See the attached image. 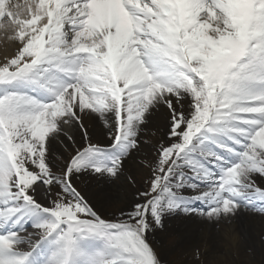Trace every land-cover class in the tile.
<instances>
[{"label":"snow or ice","instance_id":"1","mask_svg":"<svg viewBox=\"0 0 264 264\" xmlns=\"http://www.w3.org/2000/svg\"><path fill=\"white\" fill-rule=\"evenodd\" d=\"M6 25L19 48L0 64V264H31L42 242L43 264H78L91 236L105 247L88 264H163L150 235L166 215L264 212V0H0ZM156 117L143 202L103 218L76 179H115ZM28 218L35 232L3 231Z\"/></svg>","mask_w":264,"mask_h":264},{"label":"rangeland","instance_id":"2","mask_svg":"<svg viewBox=\"0 0 264 264\" xmlns=\"http://www.w3.org/2000/svg\"><path fill=\"white\" fill-rule=\"evenodd\" d=\"M7 28H0V41L11 35L6 32ZM0 42V43H1ZM2 47V45H0ZM1 57V56H0ZM166 116V115H165ZM161 118V117H160ZM155 118V124L150 123L149 129L144 133V143L141 144V150L138 155L133 154L125 163L126 175L112 179L118 188L117 182L123 183V188H120L121 196L114 200H110L104 206L96 205V194L100 185L97 184L99 177H94V182L89 183L82 177L76 179V184L82 193L86 194L89 203L92 204L95 210L102 215L103 218L117 220L123 218L121 212H125L128 208L132 210V206L143 202L141 194L148 189L151 171L149 162H155L157 159L156 148L162 140L161 120ZM154 122V121H153ZM166 130V128H165ZM95 140V139H94ZM160 140V141H159ZM98 142V139H96ZM108 142V140H107ZM59 158V157H57ZM135 161V165L129 168L131 161ZM90 179V178H89ZM127 198V199H126ZM128 199H136L134 204H128ZM96 203V204H95ZM102 208V209H100ZM128 212V211H127ZM226 219L222 217V222ZM225 223V222H224ZM167 224V225H166ZM169 222L164 224L163 229H157L151 233L152 240L157 251L160 254V259L163 264H264V227H250L245 234L240 235V240L237 243L232 242L226 234L227 230L220 231L221 226L215 227L217 235L212 231L210 238H204L197 234V237L189 245H179L176 242V235L170 233L168 229ZM224 225V224H223ZM225 226V225H224ZM243 235L246 239H243ZM96 241H104L101 237L92 236ZM81 241H84L82 239Z\"/></svg>","mask_w":264,"mask_h":264},{"label":"bare ground","instance_id":"3","mask_svg":"<svg viewBox=\"0 0 264 264\" xmlns=\"http://www.w3.org/2000/svg\"><path fill=\"white\" fill-rule=\"evenodd\" d=\"M21 2L22 0H19L18 3L22 5ZM8 31L9 30H7L6 32ZM8 33L11 36L6 37L2 41V43H4V49L3 47L0 48V53L2 55L1 57H5L9 55L11 56L13 52H15V48H19L18 47L19 41L16 38V36H13L14 34L12 31ZM164 115H166V113ZM157 118H160V117H157ZM154 119L150 123L155 124ZM160 120H161L160 126H161V130L163 133L165 131L163 117H161ZM85 123H86V127L88 128L89 132L91 133L95 141L96 139H98V142H102L105 144L107 143L109 133H108L107 128L104 126L101 120H99L95 116L85 117ZM147 129L149 128H146L144 130L143 136H144V133L147 132ZM73 132L75 133L76 138L79 139L81 133L75 128L73 129ZM161 142L163 141L161 140ZM55 147L57 149V152L55 153V155L59 157V154L64 151V148L61 143H58ZM133 154L138 155L139 152H134ZM132 165H135V161L133 160L131 161V164H129L130 169ZM123 173H127V171L125 170V167L119 175L121 177H123L122 175H126ZM119 175L117 177H119ZM83 178L86 180V182L87 181H89V183L94 182V179H92L94 177L85 175L83 176ZM253 178L256 180L257 184L260 187L264 188V175L256 174L254 175ZM97 184L100 185V187L98 188V193L96 194V203H97V204L95 203L96 205L102 207L106 203H108L110 200H114L118 196L122 197L120 188L123 186V183H119L118 181L117 184L119 185L117 188L115 182H112L111 178L100 176ZM185 194L191 195L190 192L185 193ZM41 195L43 194L41 193ZM135 201L136 199H128V204L129 203L134 204L133 202ZM261 206L262 205L259 202H257V206L254 209L241 208L235 213V215L226 217V219L224 220L225 223L222 222V217L220 219L209 220L198 214L186 215V214H183L182 212H176L174 215L173 214L166 215L164 217V224L169 222L170 225L168 226L167 230H169L170 233H173L176 235L177 237L176 242L179 245H185V244L189 245L193 243L192 241L194 240L195 237H197V234H199L200 236H204V238L206 239L213 237L211 233L212 231H214V234L217 235V230H215V227L217 226H221V229L219 230V232L223 230L225 232V230H227V232L223 234L227 233L226 237H228L232 242L237 243V241L240 240V235L242 233L246 235V232L249 230L248 228L249 225L250 227H254V228L261 227V226L264 227V212L258 210ZM127 211L130 212V208L126 210V213ZM31 224L32 225L30 227L28 226V229L30 230V233H33L36 231V229L33 226L34 223H31ZM3 231L5 232L15 231V229L14 227L9 225ZM243 239L245 240L246 236L243 235ZM152 240H154V237H151V241Z\"/></svg>","mask_w":264,"mask_h":264}]
</instances>
